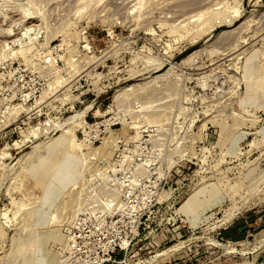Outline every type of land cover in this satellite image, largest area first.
Returning <instances> with one entry per match:
<instances>
[{
	"label": "rangeland",
	"instance_id": "rangeland-1",
	"mask_svg": "<svg viewBox=\"0 0 264 264\" xmlns=\"http://www.w3.org/2000/svg\"><path fill=\"white\" fill-rule=\"evenodd\" d=\"M0 264H264V0H0Z\"/></svg>",
	"mask_w": 264,
	"mask_h": 264
},
{
	"label": "built area",
	"instance_id": "built-area-1",
	"mask_svg": "<svg viewBox=\"0 0 264 264\" xmlns=\"http://www.w3.org/2000/svg\"><path fill=\"white\" fill-rule=\"evenodd\" d=\"M75 235H77V234H75V231H74V238L72 239V243H71V249L73 250V251H79V245H78V243H77V236H75ZM110 257H111V255H110Z\"/></svg>",
	"mask_w": 264,
	"mask_h": 264
},
{
	"label": "bare ground",
	"instance_id": "bare-ground-1",
	"mask_svg": "<svg viewBox=\"0 0 264 264\" xmlns=\"http://www.w3.org/2000/svg\"><path fill=\"white\" fill-rule=\"evenodd\" d=\"M243 242V241H242ZM237 243L236 244H233L232 246H230L229 248L227 247V249L229 250V252H232L234 254H239L240 253V250L237 249Z\"/></svg>",
	"mask_w": 264,
	"mask_h": 264
},
{
	"label": "crops",
	"instance_id": "crops-1",
	"mask_svg": "<svg viewBox=\"0 0 264 264\" xmlns=\"http://www.w3.org/2000/svg\"><path fill=\"white\" fill-rule=\"evenodd\" d=\"M232 230L230 229V230H228V231H226L225 233H228V234H230V232H231ZM234 231V230H233ZM239 235L241 236H244L245 235V231H243V232H240L239 233ZM231 236V235H230ZM232 237V236H231Z\"/></svg>",
	"mask_w": 264,
	"mask_h": 264
}]
</instances>
